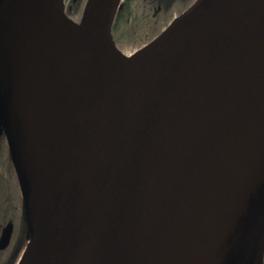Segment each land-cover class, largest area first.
<instances>
[{"label": "water", "instance_id": "obj_1", "mask_svg": "<svg viewBox=\"0 0 264 264\" xmlns=\"http://www.w3.org/2000/svg\"><path fill=\"white\" fill-rule=\"evenodd\" d=\"M123 3L87 0L76 22L64 0H0V126L16 171L12 95L32 18L50 20L72 60L31 264L178 263L209 206L203 177L237 149L252 179L233 261L264 264V0H195L130 55L113 37Z\"/></svg>", "mask_w": 264, "mask_h": 264}, {"label": "bare ground", "instance_id": "obj_2", "mask_svg": "<svg viewBox=\"0 0 264 264\" xmlns=\"http://www.w3.org/2000/svg\"><path fill=\"white\" fill-rule=\"evenodd\" d=\"M32 20V29L22 35L21 81L15 84L21 88L16 111L17 157L28 194L31 232L17 264H31L33 260L51 187L56 110L52 111L47 103L53 98L56 102L72 72L68 46L50 20L37 15ZM203 179L209 189L204 200L207 205L211 202L210 207H204L189 227L190 244L179 262L174 259L173 264H234L230 238L252 179L249 159L234 150L225 169L205 174Z\"/></svg>", "mask_w": 264, "mask_h": 264}, {"label": "trees", "instance_id": "obj_3", "mask_svg": "<svg viewBox=\"0 0 264 264\" xmlns=\"http://www.w3.org/2000/svg\"><path fill=\"white\" fill-rule=\"evenodd\" d=\"M194 2L195 0H124L123 7L118 11L113 25L114 40L118 46H121L126 36L135 41L140 39L139 36H142L138 34L136 28L124 26L125 29H130L132 32L122 29L124 28L121 23L123 14L128 9L130 11L143 9L152 19H156L165 8L171 12L173 8L170 6H178L179 14H181ZM174 14L173 11L171 18ZM152 19L147 20L151 21ZM141 24L142 22H138L137 25L140 26ZM141 41L144 45L150 40L146 43L144 39ZM9 222L14 225L13 235L10 245L5 250L0 251V264H17L31 237L27 206L21 191L8 139L2 128L0 131V235L3 227Z\"/></svg>", "mask_w": 264, "mask_h": 264}, {"label": "rangeland", "instance_id": "obj_4", "mask_svg": "<svg viewBox=\"0 0 264 264\" xmlns=\"http://www.w3.org/2000/svg\"><path fill=\"white\" fill-rule=\"evenodd\" d=\"M86 1L87 0H64L65 2V8H66V12L67 14L72 18V20L74 21H79L81 19V16H82V13H83V10H84V6L86 4ZM173 8V10L170 12V10H167V8H165L163 10V12L159 15V17H157L156 19H152L151 16H149L147 13H145V11L142 9H133V6H132V9L130 11V9H128L124 14H123V18H122V25L123 27L126 26V27H131L133 29L136 28V31L139 32L138 34L139 35H142V36H139V40L137 39L136 41L135 40H132L130 39L128 36H126L124 38V41H123V44L121 46H118L121 51L123 53H125L126 55H130L132 54L134 51H136L137 49H139L143 43L141 40L144 39V42L146 43V41H149L151 40L153 37H156V35L158 33H160L167 25L168 23H170V21H172L174 19V17L178 16L179 15V7L178 6H170ZM175 12V14L173 15V17L171 18V15H172V12ZM182 11V10H181ZM152 19L151 21L150 20H147V19ZM138 22H142V24L139 26L137 25ZM124 31H129V32H132V30H128V29H125L122 28ZM122 31V30H121ZM151 35V37H150ZM117 44V43H116ZM22 76V74H21ZM21 81V78L19 79V83ZM64 93L63 91L61 90L59 92V97L56 96V102H55V98H53V101L52 102H48L47 103V106L50 107V109L53 111L54 110H59L61 109V105H62V97H64ZM13 98H12V108H11V113H12V117L14 118V121L16 123V111H17V105L21 102V88H20V85L16 86L15 85V90H14V93H13ZM4 129V128H3ZM2 130V128L0 127V131ZM29 131V128L27 129ZM5 132V130H4ZM7 136V135H6ZM27 137L30 139L31 138V134L27 135ZM9 143V142H8ZM17 174L19 175V182H20V187H21V191H22V194H23V197H24V200L26 201L25 203L27 204L28 203V194H27V190H26V186H25V183L21 177V170H20V167L19 165L17 164ZM211 204V202L209 203V205ZM201 212L200 211L198 214H197V219L200 217L201 215ZM195 224V223H194ZM190 244V240H183V246L184 248L188 247Z\"/></svg>", "mask_w": 264, "mask_h": 264}, {"label": "flooded vegetation", "instance_id": "obj_5", "mask_svg": "<svg viewBox=\"0 0 264 264\" xmlns=\"http://www.w3.org/2000/svg\"><path fill=\"white\" fill-rule=\"evenodd\" d=\"M0 127L3 128V126H0ZM6 225H7V224H6ZM6 225H5V226H6ZM5 226H4V227H5ZM4 227H3V228H4ZM2 230H3V229H2ZM1 233H2V231H1ZM0 236H1V235H0ZM9 245H10V244H9ZM4 250H5V249H4ZM0 251H2V250H0Z\"/></svg>", "mask_w": 264, "mask_h": 264}]
</instances>
